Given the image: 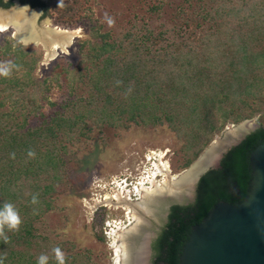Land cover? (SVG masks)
Wrapping results in <instances>:
<instances>
[{"label": "trees", "instance_id": "obj_1", "mask_svg": "<svg viewBox=\"0 0 264 264\" xmlns=\"http://www.w3.org/2000/svg\"><path fill=\"white\" fill-rule=\"evenodd\" d=\"M211 4L202 10L206 24L197 25L199 34L192 41L174 40L168 29L157 32L148 23L113 38L101 32L82 0L49 5L61 23L80 22L87 34L80 40L77 61L64 69L75 95L49 115L43 107L56 106L49 93L60 73L53 68L38 74L41 46L8 36L0 40V61L10 56L15 66L9 76L0 75V206L12 203L22 219L19 230H5L7 243L0 238L3 264H37L41 254L48 255V264H57L56 247L65 264H90L89 250L41 234L38 223L58 208L56 200L69 189L73 147L91 140L95 129L168 127L181 145V168L186 169L228 124L264 115V0ZM162 7L161 0H153L150 9ZM188 17L186 27L193 22ZM79 83L86 87V96L75 93ZM35 118L39 123L31 125ZM260 122L227 152L219 168L200 178L194 201L171 206L153 242L154 264H180L195 225L219 202L237 205L246 200L252 181L250 156L264 142Z\"/></svg>", "mask_w": 264, "mask_h": 264}, {"label": "rangeland", "instance_id": "obj_2", "mask_svg": "<svg viewBox=\"0 0 264 264\" xmlns=\"http://www.w3.org/2000/svg\"><path fill=\"white\" fill-rule=\"evenodd\" d=\"M60 1L63 0H46L49 13L47 12L48 14L43 16L42 10L34 7L35 11L40 9L39 17L37 18L39 27H44L48 20L52 26L58 25L79 30L78 36L68 48V51L60 52L55 59L46 61V51L42 45H38L44 50V57L39 63L38 74L42 75L45 71H51L53 68L60 73L59 83H53L49 93L50 100L56 106L45 103L43 111L46 115L59 109V106L66 99L69 100L70 96L72 98L75 95L69 91L67 73L64 69L70 68V63L77 61L80 40L87 36L80 22L75 25L63 24L58 20L56 14L51 13V5ZM16 2L18 1H14L7 8L0 7V10H21L24 8L16 5ZM82 2L87 8V14L101 27V32L109 33L113 38L122 36L135 24L148 23L157 32L162 29H168L169 37L180 41L196 39L194 37L198 36L200 30V27L196 28L197 25L202 22L206 24L202 19V10L210 9L212 6L211 0H161L163 9L161 11H152L150 8L153 0H82ZM187 16L191 17L193 21L192 25L188 27L184 25ZM180 27L182 29L179 30ZM6 36L12 37V32H0V40ZM12 59L10 56L2 57L0 64L10 63ZM87 64L85 63L83 67ZM85 88L82 83L76 84L75 93L86 96ZM4 107L8 108V105ZM249 119H253L256 126L259 127L260 121H264V115ZM38 123L39 119L35 118L31 120L30 124L36 125ZM231 124L233 123L226 126V131L224 130L220 134L215 135L214 140H217L218 137L224 139ZM149 148L171 149L173 174H182L183 171L185 172L190 167L181 168L185 159L184 154L176 136L168 127L150 129L144 126H133L131 129L125 130L115 126H105L102 129H95L91 140L84 139L73 147L75 152L68 157L67 179L69 189L56 200L58 208L49 212L38 223L39 232L50 236L56 241H72L76 244V250H89L90 264H112V250L109 248L101 231L102 222L100 219L90 220L82 205V198L88 194L95 176L106 177L125 172L128 168H133ZM217 168L212 167L208 171ZM198 183L199 181L195 184L191 199L184 196L186 192L190 191L183 186L182 191L178 195H159L156 197V201H153V205L151 204L153 213L143 225V232L133 237L135 244L136 242L141 243L145 233H150L151 251L148 264H153L154 250L152 245L168 221L171 206L192 202L196 196ZM180 194H182L181 196L184 197V200L180 203L174 201L173 197H178Z\"/></svg>", "mask_w": 264, "mask_h": 264}, {"label": "water", "instance_id": "obj_3", "mask_svg": "<svg viewBox=\"0 0 264 264\" xmlns=\"http://www.w3.org/2000/svg\"><path fill=\"white\" fill-rule=\"evenodd\" d=\"M16 5L35 10L19 2H16ZM37 11L40 12V9ZM12 37L16 39L13 34ZM248 120L253 119H245L237 125ZM256 128L258 127L255 126L248 132L242 131L243 135L240 133L222 149H214L215 140L212 141L197 160L207 154L212 155L213 160L200 169L191 183L183 184L186 188L191 185L190 192H186L184 196L191 199L195 184L202 175L212 167H219L222 154L238 145ZM194 162L190 168L194 166ZM250 164L252 181L246 200L237 205L226 201L219 202L200 224L195 225L184 247L180 264H264V142L252 151ZM173 199L180 203L184 197H173ZM147 234L145 239L144 236ZM145 235L143 236L146 242L144 248L147 252L145 264H148L151 235L149 232ZM139 244L141 243L136 242L138 246L143 245V243Z\"/></svg>", "mask_w": 264, "mask_h": 264}, {"label": "bare ground", "instance_id": "obj_4", "mask_svg": "<svg viewBox=\"0 0 264 264\" xmlns=\"http://www.w3.org/2000/svg\"><path fill=\"white\" fill-rule=\"evenodd\" d=\"M38 16L39 13L37 11H30L27 8L21 10L11 9L8 11L1 9L0 32L11 31L18 41L24 42L25 44L33 43L42 45L46 51V61L55 59L60 52L68 51V48L78 36L79 30L64 28L58 25L52 26L48 20L44 27H38L36 24ZM255 126L254 120L245 121L239 126L237 124H231L228 127L224 139L218 137L215 140L214 149L224 148L242 131L248 132ZM241 134L243 135L244 133ZM213 158L210 154L201 157L194 162L193 167H189L182 174H173L167 163L161 164L163 177L159 180L152 179V186L143 188L142 198L131 206L135 222L131 226L118 231L117 264H145L147 252L144 246L148 234L144 236L145 239L141 242L143 245L139 244L141 246H137L133 242V237L143 232V225L153 213L151 204L153 205L156 201L155 199H157L156 197L159 195H178L182 191L183 184L187 185L191 183L193 177L198 174L200 169L208 163H211ZM186 189L190 191L191 185Z\"/></svg>", "mask_w": 264, "mask_h": 264}, {"label": "built area", "instance_id": "obj_5", "mask_svg": "<svg viewBox=\"0 0 264 264\" xmlns=\"http://www.w3.org/2000/svg\"><path fill=\"white\" fill-rule=\"evenodd\" d=\"M170 148H149L133 168L110 176H95L82 205L90 220H101V231L112 250L111 263L117 264L118 231L135 222L132 204L142 198L143 188L152 179L163 177L161 164L172 170Z\"/></svg>", "mask_w": 264, "mask_h": 264}, {"label": "clouds", "instance_id": "obj_6", "mask_svg": "<svg viewBox=\"0 0 264 264\" xmlns=\"http://www.w3.org/2000/svg\"><path fill=\"white\" fill-rule=\"evenodd\" d=\"M109 23H111V21H109ZM13 67L15 66L11 63L0 64V75L5 77L9 76ZM29 155H33V153L30 152ZM32 202L36 203L35 196L33 197ZM21 223L22 219L19 212L12 203L5 202L0 206V238H2L5 243L8 242V236L5 230H19ZM53 253L55 254L57 264H65L64 254L59 247L54 248ZM48 260V255L41 254L37 259V264H48ZM0 264H3L2 257H0Z\"/></svg>", "mask_w": 264, "mask_h": 264}, {"label": "flooded vegetation", "instance_id": "obj_7", "mask_svg": "<svg viewBox=\"0 0 264 264\" xmlns=\"http://www.w3.org/2000/svg\"><path fill=\"white\" fill-rule=\"evenodd\" d=\"M9 1H11V0H0V4H2V5H5L6 3H8ZM14 1H18L20 4H23V5H27V6H29V7H31V8H34V7H38V8H40L41 10H42V16L43 15H47L48 13H47V10H48V2H46V0H12V2H14ZM0 7H3V6H1L0 5ZM25 8V7H24ZM28 9V8H27ZM5 10V9H4ZM9 10H11V9H9ZM30 11H35V10H31V9H29ZM5 11H8V10H5ZM38 12V11H37ZM39 13V12H38ZM39 17V16H38ZM36 24H37V26L39 27V25H38V19L36 20ZM229 151V150H228ZM227 151V152H228ZM227 152L226 153H224L223 154V156H221V160H220V165H221V161H222V159L224 158V156L227 154ZM220 165H219V167H220ZM218 167V168H219ZM196 197V196H195ZM194 201V200H193ZM153 246V245H152ZM153 248V247H152ZM152 263H153V261H152ZM154 264V263H153Z\"/></svg>", "mask_w": 264, "mask_h": 264}]
</instances>
